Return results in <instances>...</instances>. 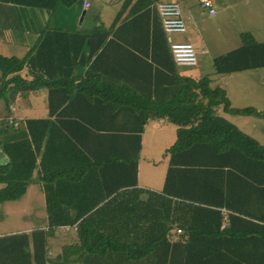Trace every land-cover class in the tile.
Here are the masks:
<instances>
[{
    "label": "trees",
    "instance_id": "trees-1",
    "mask_svg": "<svg viewBox=\"0 0 264 264\" xmlns=\"http://www.w3.org/2000/svg\"><path fill=\"white\" fill-rule=\"evenodd\" d=\"M240 38L238 48L214 60L217 73L264 67V42L249 32ZM103 42L90 45L81 63L76 50L70 74L59 80L44 79L53 78L57 67L39 63L30 52L22 58L0 54V101L7 108L16 94L48 89V117L27 119L24 138L0 145L7 159L0 163V203L19 199L39 180L49 229L78 221V258L85 264H113V254L144 264H264V145L216 108L222 105L234 115L262 113L232 107L225 90L211 87L207 76L180 77L171 64L176 75L170 79L178 86L171 89L166 81L171 94L162 96V87L150 97L142 83L115 81L117 69L97 65ZM155 46L159 58L172 56L168 47ZM128 72L118 67L121 77ZM158 116L177 126L176 140L166 151L161 192H148L145 200L140 196L145 190L128 188L136 185L145 124ZM0 122V134L13 130L6 117ZM61 198L87 204L66 209ZM175 226L183 233L171 241ZM49 234L34 228L0 236V264H70L60 256L48 259Z\"/></svg>",
    "mask_w": 264,
    "mask_h": 264
},
{
    "label": "crops",
    "instance_id": "crops-1",
    "mask_svg": "<svg viewBox=\"0 0 264 264\" xmlns=\"http://www.w3.org/2000/svg\"><path fill=\"white\" fill-rule=\"evenodd\" d=\"M64 1L0 0V54L6 57L22 58L30 52L36 55L39 63L47 62L46 65L48 66L52 63L57 67L53 71V78L49 74H45L44 79L48 81L52 79L59 80L62 76L70 74V65L75 58L76 50H79L77 61L81 63V57L84 59L88 55L89 46L96 45L101 39L105 38V42L99 48V51L102 50V47L104 50L97 61V65H102V67L110 66L117 69L116 75L112 76L115 81L142 83L140 86L143 85L142 87L145 91H151L150 97H153L154 93L158 92L154 91L156 88L163 87L160 92L164 97V92L170 93V90L166 88V85H168L166 81L169 83V88L178 86L177 80L172 85L173 79H170L176 75L169 71L171 64L175 66L178 72L177 75L180 77L186 76L197 80L207 73L209 85L211 87L218 86L223 88L232 107L242 108L252 105L256 109H259V100L262 99L264 101V89L260 88L263 81L262 77L257 76L252 78L246 76L247 81L245 83L244 80H240L241 75L239 72L251 69L230 73H217L215 70L214 60L238 48L241 42L237 43L229 51L213 54L211 63H208L211 64V68L204 65L196 67L197 64L193 67H185L189 68L185 71L182 67L174 64L172 56L166 59L162 55L159 58L157 46H155L157 42L162 45L161 47L166 46L170 49V41H188L198 47L201 55L204 54L207 42L201 36L202 29L199 17L205 15V13H208L212 17L216 16V10L214 9V14L209 13L208 9L201 5V0H88L91 6L86 9L83 6L84 0H73L72 4L69 5L64 4ZM164 1H176L180 4L181 14L185 20L186 31L176 34V40L172 34L165 32L160 20L158 7ZM211 2L213 8L215 5H220L221 11H224L228 7V4L223 3L222 0H211ZM83 9L86 11L80 23L79 19ZM263 19L264 0H259V34L262 35V38L257 39L253 34L254 39L258 42H264ZM95 22L102 23L103 25L94 24ZM104 34H107V36H102ZM179 38L184 40H179ZM200 38L202 43H199ZM46 53L48 58L46 57ZM119 66L125 67L126 70L131 72L121 77L118 73ZM84 68H78V70L80 71ZM260 69H264V67H260ZM133 70L136 74L137 72L139 74H133ZM25 71L26 68L21 71L23 76L26 75ZM36 72L34 71V73ZM39 73L43 74V71L40 70ZM72 73L77 74V70H73ZM29 75L27 73V76ZM130 85L133 86L134 84ZM47 97L48 89L40 87L38 90L31 91L26 95L16 94L14 101L10 104L22 105L26 110H30L33 113L36 112L37 115L42 117L48 114ZM2 101L4 102V100H1L0 104H2ZM7 110H10L9 106ZM0 112H3L2 109H0ZM216 113L224 118H229L228 115H230L223 111L222 105L216 108ZM244 122V119L233 120V123L237 127H240L238 125H242ZM163 129H165L164 134L156 132ZM176 129L177 126L165 116L151 118L145 124L144 131L141 134V150L137 163L136 185L128 188L145 190L146 192L140 193V196L145 200L148 199L149 193H160L163 188L169 166V155L166 153V146L176 140ZM5 134H7L5 141L24 138L27 135L26 125H17L13 127L10 133ZM9 135L11 136L7 139ZM145 138L146 144L147 142L149 143L147 153H144ZM163 150L167 154L166 157L162 153ZM1 156L5 161L3 154ZM146 160L153 167L158 165L159 161L163 162L165 169L162 172L161 170L159 172L149 171V167H145L144 165ZM163 176V182L161 183ZM156 180L158 184L156 186H153V183H149ZM32 183L37 184L42 191L43 203L39 201L40 208L44 207V211H41L39 215H34L30 227L18 232L29 233L34 228L50 232L47 240L48 259L54 261L60 256L62 260L65 259L71 264V261L75 257L78 258L80 254L77 236V226L79 223L76 221L55 224L53 225L55 228L50 230L46 214V198L42 184L39 180H35ZM62 199L58 200V203L66 209H82L87 204L85 201L74 200L76 201L74 202L66 198ZM89 207L92 210L97 208L92 205ZM65 252L67 254H64Z\"/></svg>",
    "mask_w": 264,
    "mask_h": 264
},
{
    "label": "rangeland",
    "instance_id": "rangeland-1",
    "mask_svg": "<svg viewBox=\"0 0 264 264\" xmlns=\"http://www.w3.org/2000/svg\"><path fill=\"white\" fill-rule=\"evenodd\" d=\"M223 3L228 4L227 9H224V11H221L220 5H215L214 9L216 10V16H209L208 13H205L201 8L200 10L205 13V15H202L199 17V23L200 27L202 29L201 36L205 38V41L207 42V45L205 47L204 54H200L198 47L192 43V46L196 52L197 57V66L204 65L205 67L211 68V58L212 55L215 53L220 52H226L229 51L231 48H234V46L237 43L241 42L240 39V33L241 32H249L257 39L262 38L261 34H259V0H222ZM180 5V4H179ZM206 11V10H205ZM202 13V14H203ZM264 22V19H263ZM176 34H172L174 36L173 38L176 40ZM179 40H184L182 38H179ZM199 43H202L201 38ZM183 70H188L189 68L182 67ZM192 69V68H190ZM241 75L240 80H244V83L247 81V77H262V83L260 85L261 89H264V69H251L244 72H239ZM207 73H205V76ZM247 76V77H246ZM15 99V98H14ZM12 100V102L14 101ZM11 103V102H10ZM0 109H2L3 112H0V117H6L8 121L12 117L13 122L17 123V125H25V119H31V118H46L47 115H44L40 117L37 115V113H33L30 110H26L25 107L22 105L17 104H9V109L12 112H9L7 110V106L5 102L2 101V104H0ZM249 107H253L252 105H249ZM240 108V107H239ZM255 108V107H253ZM255 110L259 113H262V115H228L226 117L229 121L233 123L234 121H237L238 119H244V124L238 125L239 129L243 131L244 133L250 135L254 139H256L259 143L264 144V101L262 99L259 100V109ZM6 112V113H5ZM220 115V114H219ZM1 117V118H2ZM235 124V123H234ZM0 122V128H3ZM12 125H14L12 123ZM17 125H14L16 127ZM168 125V123H167ZM171 125V124H169ZM13 128V127H12ZM156 132H159V134H164L165 129L157 130ZM7 134L3 133L0 134V145L1 143L5 142ZM9 135L7 139L10 137ZM175 141H173L170 145L166 146L167 149H169L172 145H174ZM148 145L146 144V138H145V148L144 153H147L148 151ZM163 155L166 157L167 154L164 152ZM147 155V154H146ZM164 157V158H165ZM162 158V156H161ZM2 160V156L0 154V161ZM158 162V160H156ZM145 167H149V171L154 172H161L165 169V164L163 162L159 161V164L156 166H151L150 163H148V160L144 162ZM157 178V176H155ZM163 178L161 179V183L163 182ZM153 183V186L158 185L157 180L155 182H149ZM3 185L0 184V188ZM41 196V197H39ZM43 203V194L40 190L39 186L37 184L31 183L28 185L26 192L17 200H11V201H5L3 203H0V236L18 232L25 230L26 228L30 227L32 224V218L34 215H39L41 211H44V207L40 208V201ZM43 205V204H42ZM113 264H144L145 261H139V262H127L123 256L121 259L117 260V257L115 254L112 256ZM75 263L76 264H85V261L83 262L82 259L75 257ZM74 264V263H71ZM102 264V263H99Z\"/></svg>",
    "mask_w": 264,
    "mask_h": 264
},
{
    "label": "built area",
    "instance_id": "built-area-1",
    "mask_svg": "<svg viewBox=\"0 0 264 264\" xmlns=\"http://www.w3.org/2000/svg\"><path fill=\"white\" fill-rule=\"evenodd\" d=\"M201 5L207 8L209 13L214 14V8L211 0H201ZM84 8L91 6L90 1H83ZM159 15L162 26L167 34H181L186 31L185 20L181 14V9L176 1H164L160 3ZM170 51L174 64L179 67H193L197 65L196 52L192 44L188 41H170ZM11 123H14L11 117ZM17 125V123H14ZM224 227V224L222 225ZM182 229L175 227L169 232V239L174 241L182 234Z\"/></svg>",
    "mask_w": 264,
    "mask_h": 264
},
{
    "label": "water",
    "instance_id": "water-1",
    "mask_svg": "<svg viewBox=\"0 0 264 264\" xmlns=\"http://www.w3.org/2000/svg\"><path fill=\"white\" fill-rule=\"evenodd\" d=\"M85 11H86V10L83 9L82 12H81L80 19H79V20H80V23H81V21H82V19H83V16H84V14H85ZM6 160H7V159H6V157H5V161H6ZM2 161H4V160L2 159V160L0 161V163H1Z\"/></svg>",
    "mask_w": 264,
    "mask_h": 264
}]
</instances>
